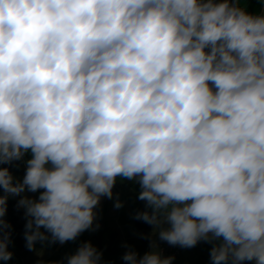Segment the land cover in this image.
Listing matches in <instances>:
<instances>
[{"label":"clouds","instance_id":"obj_1","mask_svg":"<svg viewBox=\"0 0 264 264\" xmlns=\"http://www.w3.org/2000/svg\"><path fill=\"white\" fill-rule=\"evenodd\" d=\"M29 152L22 178L0 167V261L13 256L10 197H21L32 251L98 229L95 209L119 178L139 184L145 210L134 218L160 241L210 243L212 264H264V10L0 0V164ZM102 257L86 241L67 264ZM122 258L174 260L155 241Z\"/></svg>","mask_w":264,"mask_h":264},{"label":"crops","instance_id":"obj_2","mask_svg":"<svg viewBox=\"0 0 264 264\" xmlns=\"http://www.w3.org/2000/svg\"><path fill=\"white\" fill-rule=\"evenodd\" d=\"M214 2H221V0H214ZM261 8L264 10V5ZM48 166L50 167V165ZM42 191L43 189L35 193L26 191L21 196L29 194L30 198L36 199ZM139 191L138 183L117 180L113 188V198L102 197L95 209L97 216L93 227L99 224V228L83 232L75 241H68L64 244L37 242L35 249L29 251L24 238L25 248L22 249V264H50L54 261H63V264H67V257L74 254L80 244L86 241H90L98 250L102 251L103 264H127L122 257L129 248L143 256L142 237L134 225V210L145 202L137 198ZM117 197L123 201V207L119 209L114 207ZM23 218H25L23 219L25 233V211ZM153 228L152 225L148 232L150 245L155 241L162 250L163 256L174 257L172 264H212L210 260L212 244L201 241L193 248L171 246L167 242L160 241L158 235L153 234ZM243 264H255V261H245Z\"/></svg>","mask_w":264,"mask_h":264},{"label":"trees","instance_id":"obj_3","mask_svg":"<svg viewBox=\"0 0 264 264\" xmlns=\"http://www.w3.org/2000/svg\"><path fill=\"white\" fill-rule=\"evenodd\" d=\"M240 5L245 7L247 11L257 14L262 5H264V0H239ZM31 158V153H26L22 160L13 161L11 164H0V167H7L11 173L17 177L22 178L25 174L26 161ZM121 180V179H117ZM3 194V189L0 188V195ZM20 199V196L10 197L8 200L6 220L11 224L12 231V244L16 252H20L24 247V222L21 217V210L17 206V201ZM145 203L139 205L134 210V217L137 212L145 210ZM134 225L137 232L142 237L143 244V254L150 250V238L148 232L152 225H149L141 220L134 218Z\"/></svg>","mask_w":264,"mask_h":264},{"label":"rangeland","instance_id":"obj_4","mask_svg":"<svg viewBox=\"0 0 264 264\" xmlns=\"http://www.w3.org/2000/svg\"><path fill=\"white\" fill-rule=\"evenodd\" d=\"M262 10L263 9L260 8L257 14H260ZM25 195L29 197V194H25ZM20 210H21L22 219H25V218H23V214H24L25 210L23 208H20ZM9 251H11L13 253L12 258L9 261H6V262L5 261H0V264H22V262H21V257L23 255L22 250L20 252H16L13 244L11 243L9 245Z\"/></svg>","mask_w":264,"mask_h":264}]
</instances>
